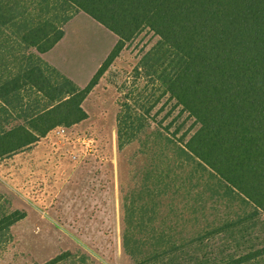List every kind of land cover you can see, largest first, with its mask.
Returning <instances> with one entry per match:
<instances>
[{"label": "trees", "instance_id": "16d2710c", "mask_svg": "<svg viewBox=\"0 0 264 264\" xmlns=\"http://www.w3.org/2000/svg\"><path fill=\"white\" fill-rule=\"evenodd\" d=\"M0 3V32L11 25L7 42L23 51L16 58V68L0 65V112L11 108V117L17 120L13 127L0 125V157L34 144L56 128L84 121L87 114L82 104L103 70L126 42L147 28L159 43L135 74L149 78L157 92L169 96L198 125L187 141L183 136L176 143L179 160L206 173L221 189V198L235 197L248 209L236 217L206 221L184 240L156 233L153 246L136 264H264V0L40 1L42 8H50L52 17L56 11L65 15L60 22H54L56 17L14 15L18 2ZM78 13L118 38L85 88L77 87L38 56L60 43L62 25ZM139 93L130 92L135 99L124 98L149 103L154 97L143 96L145 90ZM128 105H123L118 116L122 146L129 134L143 130V115L149 113L145 106L138 113ZM16 215L1 222L7 221V228L18 221ZM128 219L129 213L126 223ZM128 236L127 246L132 241L129 232Z\"/></svg>", "mask_w": 264, "mask_h": 264}, {"label": "rangeland", "instance_id": "374dc122", "mask_svg": "<svg viewBox=\"0 0 264 264\" xmlns=\"http://www.w3.org/2000/svg\"><path fill=\"white\" fill-rule=\"evenodd\" d=\"M12 1L19 3L14 15L56 17L54 22L65 17L60 11L52 17L42 0ZM8 26L0 32V65L14 69L23 51L7 42L13 31ZM62 30L60 43L38 56L85 88L118 38L84 13L71 16ZM158 43L152 31L141 29L83 102L84 121L56 128L0 157V264H136L153 246L156 233L184 240L206 221L236 217L248 209L235 197L221 198V189L206 173L179 160L176 143L183 136L187 141L198 125L169 96L157 92L149 78L134 72ZM144 90L143 96H154L149 103L130 101ZM126 103L132 112L145 106L149 113L143 115V130L129 134L122 146L118 116ZM15 122L11 108L0 112V125L13 127ZM14 214L18 221L6 228L7 221H1ZM128 232L132 241L127 246Z\"/></svg>", "mask_w": 264, "mask_h": 264}]
</instances>
